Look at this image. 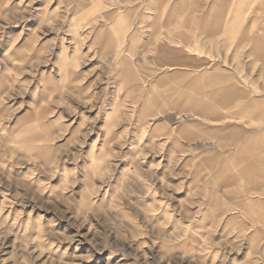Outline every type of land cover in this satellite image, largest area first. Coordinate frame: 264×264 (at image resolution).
Wrapping results in <instances>:
<instances>
[{
	"label": "rangeland",
	"instance_id": "rangeland-1",
	"mask_svg": "<svg viewBox=\"0 0 264 264\" xmlns=\"http://www.w3.org/2000/svg\"><path fill=\"white\" fill-rule=\"evenodd\" d=\"M244 1L258 27L264 0ZM214 3L0 0V264H264V223L230 196L245 181L225 185L264 115L214 119L182 86L222 72L264 96V60L212 32Z\"/></svg>",
	"mask_w": 264,
	"mask_h": 264
},
{
	"label": "crops",
	"instance_id": "crops-1",
	"mask_svg": "<svg viewBox=\"0 0 264 264\" xmlns=\"http://www.w3.org/2000/svg\"><path fill=\"white\" fill-rule=\"evenodd\" d=\"M226 1L229 0H215L213 4L212 14L209 17L213 26L212 32L217 33V31L219 32L221 30L224 33L233 35L238 43L244 41L249 43L251 45V53L255 58L264 60V20L258 27L253 26L252 23H239L238 15L242 12V8L246 6V1L232 0L230 3L231 5ZM223 8H227L228 10L224 11ZM257 12L259 14H264V5H259ZM225 13L229 14L226 18L223 16ZM177 14H182L178 6L173 9L172 16L177 17ZM187 21L188 18L184 23L187 24ZM177 36L186 38L187 34L181 31ZM124 69L126 70V68ZM130 76L131 73L127 71L126 77ZM242 82L244 81L241 79L233 80V77L228 74L212 72L195 76L189 80H184L182 86H195L200 88L198 96L195 98L189 95V101L191 105L195 106L197 112L214 114V119L218 118L219 108H234L247 115H264V96L258 94L253 96ZM205 87H209V90L204 91L203 88ZM194 130L195 125L185 124L179 129V132L190 133ZM216 133L220 134L225 132L221 130L216 131ZM245 140L247 142H244L243 145L241 144V147L239 146L238 149L241 156L235 152L230 154V157H233L236 163L243 162V164H239L241 167L236 174H230V177L225 178V181H228L225 185L237 183L236 181H238L239 178L245 181V186L243 185L241 190H235L232 187L230 196L239 198L244 197L245 199L243 201H238V205L242 208L244 213L247 214L251 220L264 223V127L248 134ZM256 140L262 142L260 151L256 153L245 152V149L252 147V142ZM213 164L216 167L219 165V163L215 161ZM222 165V168H224L225 161H223ZM224 170L225 169L219 170V175H223ZM252 194L259 195V198L249 197ZM254 235H257V232H255ZM250 242L254 243V236L250 237Z\"/></svg>",
	"mask_w": 264,
	"mask_h": 264
}]
</instances>
